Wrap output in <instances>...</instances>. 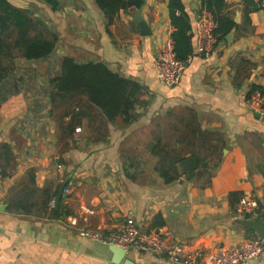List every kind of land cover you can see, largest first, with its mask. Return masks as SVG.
I'll return each mask as SVG.
<instances>
[{
    "label": "crops",
    "instance_id": "0c3cea01",
    "mask_svg": "<svg viewBox=\"0 0 264 264\" xmlns=\"http://www.w3.org/2000/svg\"><path fill=\"white\" fill-rule=\"evenodd\" d=\"M8 1L45 20L61 56L54 76L51 70L42 75L33 69L14 71L9 83L18 84L17 93L0 105V147L7 145L15 154L0 181V207L5 206L0 211V264H112L108 246L83 232H116L130 216L144 233L167 230L205 252L259 239L240 225L244 219L264 221V113L250 106L252 96L264 91V8L258 0H225L224 13L236 24L233 40L218 41L208 56L197 53L195 22L203 0H179L193 27V55L174 88L161 83L155 71L157 52L173 29L171 0H145L142 20L152 30L149 36H142L134 21L137 11H122L108 26L94 0H59L56 12L42 0ZM67 56L103 62L140 83L148 104L138 110L142 117L127 127L110 124L106 143H70L59 150L55 124L45 126L44 133L42 122L49 120L37 109L47 101L36 92L60 73ZM159 131L172 156H197L199 164L176 163L180 173L195 167L196 177L164 182L159 159L151 154ZM31 171V188L40 192L66 177L72 180L65 197L70 215L52 220L38 208L33 214L15 211L24 187L30 186ZM232 193L241 194L240 200H257L256 214L238 215L240 200L234 201ZM157 216L163 226H155ZM130 257V264H170L135 250ZM245 264H264V258Z\"/></svg>",
    "mask_w": 264,
    "mask_h": 264
},
{
    "label": "trees",
    "instance_id": "16d2710c",
    "mask_svg": "<svg viewBox=\"0 0 264 264\" xmlns=\"http://www.w3.org/2000/svg\"><path fill=\"white\" fill-rule=\"evenodd\" d=\"M53 11H58L59 0H42ZM96 6L104 13L108 26L113 25L122 11L134 13L140 10L145 0H94ZM203 9L209 11L217 22L216 35L218 41H224L236 28L235 22L224 11L225 0H203ZM180 10V15L176 14ZM170 19L173 27L175 51L179 60L187 62L193 55L192 24L190 17L184 12L179 0L170 2ZM57 37L46 27L44 22L31 16L30 12L14 7L8 0H0V105L8 96L17 93V83H9L20 59L38 63L49 60L57 50ZM144 87L131 79L113 71L103 62H78L72 57H64L60 65V73L43 82L37 95L47 101L39 106L44 118L55 124L56 138L65 148L70 143L99 144L106 143V134L110 124L120 122L123 127L138 121L142 114L138 110L148 106L142 100ZM256 90V89H254ZM250 97V95H249ZM81 127L79 140L73 139L75 129ZM188 128H191L188 125ZM85 129V131H84ZM159 131V139L151 146L152 156L159 159L157 171L164 182L169 185L178 182L181 177H196L195 167L188 172H178L176 163L199 164L195 155L185 158L172 156V152L163 144ZM196 134V131H192ZM15 154L3 145L0 147V172L2 177L7 171ZM59 162L63 163V160ZM128 177L131 174L127 173ZM200 175V174H199ZM30 186L24 187L23 199L16 202L17 213L33 214L38 208L52 220L70 215L65 205L64 191L70 187L71 179L65 178L51 188L42 192L31 188L35 176L31 171L27 174ZM40 194L39 197L37 195ZM231 198L239 201L241 194L232 193ZM35 197L39 198L36 202ZM56 201L53 209L50 202ZM234 206V204H232ZM155 226H163L161 217L155 218Z\"/></svg>",
    "mask_w": 264,
    "mask_h": 264
},
{
    "label": "built area",
    "instance_id": "2783aa9c",
    "mask_svg": "<svg viewBox=\"0 0 264 264\" xmlns=\"http://www.w3.org/2000/svg\"><path fill=\"white\" fill-rule=\"evenodd\" d=\"M264 8V0H258ZM197 34V53L202 56L210 55L218 45L216 35L217 22L213 15L206 9L197 16L195 22ZM173 29H169L161 49L155 57V71L158 79L168 88L179 85L188 62L178 59L173 40ZM250 106L258 113H264V91L256 92ZM82 134L81 128H76L73 139L79 140ZM3 179L0 172V181ZM67 188L64 193L69 194ZM56 201L50 202L53 209ZM259 209L257 200L243 198L236 206V212L241 217L253 216ZM72 224H76L73 223ZM84 236L100 242L106 246L116 245L126 250L133 249L140 254L150 255L164 259L170 264H245L264 258V240L257 239L246 242L239 248H217L213 252H205L194 249L185 242H179L173 234L167 230H157L144 233L133 217L124 220L123 225L110 234H104L100 230L86 229Z\"/></svg>",
    "mask_w": 264,
    "mask_h": 264
},
{
    "label": "water",
    "instance_id": "95a60500",
    "mask_svg": "<svg viewBox=\"0 0 264 264\" xmlns=\"http://www.w3.org/2000/svg\"><path fill=\"white\" fill-rule=\"evenodd\" d=\"M134 21L140 29L142 36H149L152 34L149 25L142 20V9L136 12L134 15ZM233 35L234 31L226 37L227 42H232ZM0 211H5V206L0 207ZM240 225L255 232L259 239L264 240V221L261 218L255 220L244 219L240 221ZM108 251L112 254L110 260L112 264H130L132 261L130 256L134 250H126L116 245H109Z\"/></svg>",
    "mask_w": 264,
    "mask_h": 264
},
{
    "label": "rangeland",
    "instance_id": "374dc122",
    "mask_svg": "<svg viewBox=\"0 0 264 264\" xmlns=\"http://www.w3.org/2000/svg\"><path fill=\"white\" fill-rule=\"evenodd\" d=\"M29 12V11H28ZM34 14L33 13H31V16H33ZM41 20L43 21L44 19L43 18H41ZM45 21V20H44ZM61 54V53H60ZM58 52H56L55 54H54V56H53V58L51 59V61L50 62H38V63H27V64H23L22 62H18V64H17V66H16V70L15 71H17L18 73L17 74H21L20 72H24L25 70L26 71H30V70H35V72H39L41 75L42 74H44L45 72H48V71H50L51 70V75L52 76H54V72H56V69H58V59H60V55ZM25 74V73H24ZM17 77H18V75H17ZM30 85H32V84H30ZM35 85V84H34ZM40 86V85H39ZM40 88H41V86H40ZM28 89H29V87H28ZM42 116H44L43 115V113H42ZM43 123V129L45 130L46 129V127H50L51 126V124H53V122L52 121H50V123H49V121H48V123L46 122L45 123V121H43L42 122ZM50 125V126H49ZM46 126V127H45ZM78 128H81V127H78ZM82 129V128H81ZM76 130V129H75ZM50 131V130H49ZM48 133V128L44 131V133ZM56 144L58 145V144H60V146L58 145V147H60L59 148V150H63L65 147H63V145H61V142L60 141H56ZM81 144H83L82 142L81 143H78L77 145H76V143H75V146H79V145H81ZM69 189V188H68ZM69 193H70V191H69ZM65 196H67V195H65Z\"/></svg>",
    "mask_w": 264,
    "mask_h": 264
}]
</instances>
